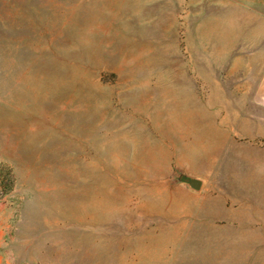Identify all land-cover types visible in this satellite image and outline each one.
<instances>
[{"label": "rangeland", "instance_id": "374dc122", "mask_svg": "<svg viewBox=\"0 0 264 264\" xmlns=\"http://www.w3.org/2000/svg\"><path fill=\"white\" fill-rule=\"evenodd\" d=\"M210 2L0 0V264H264L183 187L264 197V18Z\"/></svg>", "mask_w": 264, "mask_h": 264}, {"label": "crops", "instance_id": "0c3cea01", "mask_svg": "<svg viewBox=\"0 0 264 264\" xmlns=\"http://www.w3.org/2000/svg\"><path fill=\"white\" fill-rule=\"evenodd\" d=\"M210 3L213 5H219L220 7L228 5V3L252 5L254 8H258V11L255 10V12L262 14V17L264 18V0H211ZM209 73H211V71ZM262 76H264V70L262 72ZM239 120L241 124L244 121L243 117H239ZM218 124L219 127L222 125V123ZM216 155L222 157L223 162L224 157L227 158L225 160V163L226 165L230 164L231 167H237L238 162H240L238 159L242 158L241 152H238L236 150H229L228 152L227 150L225 151L224 148L220 149L219 153ZM209 176L210 177L206 176L204 184L200 183L199 187L203 188V193H198L197 191H201L199 190L200 188H194L186 182H184L185 184H183L186 186L183 187H185V189L189 191L188 193L203 196L205 200H214L215 202H219V205L212 206V208H209L208 204L207 214L209 215L207 216V218L211 220L220 219L222 221L228 222V224L236 225L237 231H246L243 232V234L242 232L239 233V235H251L253 237H256L257 243H259L257 244V246H264V208L262 209L263 213H259L260 205H264V197H255L248 199L246 198L243 201L239 202L236 207L230 206L228 204L227 198V196L230 195L228 191L229 187L227 182L225 181L223 171L220 170L219 175H217V168L215 167L210 170ZM192 211L193 210L191 209L190 212ZM196 212L197 211H195V213Z\"/></svg>", "mask_w": 264, "mask_h": 264}, {"label": "trees", "instance_id": "16d2710c", "mask_svg": "<svg viewBox=\"0 0 264 264\" xmlns=\"http://www.w3.org/2000/svg\"><path fill=\"white\" fill-rule=\"evenodd\" d=\"M14 185V177L10 167L0 163V192H9Z\"/></svg>", "mask_w": 264, "mask_h": 264}, {"label": "water", "instance_id": "95a60500", "mask_svg": "<svg viewBox=\"0 0 264 264\" xmlns=\"http://www.w3.org/2000/svg\"><path fill=\"white\" fill-rule=\"evenodd\" d=\"M191 186H193L194 188H199L200 186V182L199 180L197 179H192V178H189L186 180Z\"/></svg>", "mask_w": 264, "mask_h": 264}]
</instances>
